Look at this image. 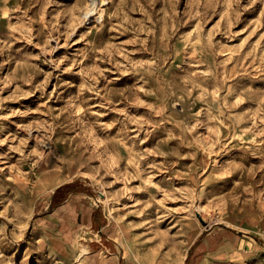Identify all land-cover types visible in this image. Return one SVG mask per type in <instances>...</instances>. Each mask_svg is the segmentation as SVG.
<instances>
[{
    "label": "rangeland",
    "instance_id": "obj_1",
    "mask_svg": "<svg viewBox=\"0 0 264 264\" xmlns=\"http://www.w3.org/2000/svg\"><path fill=\"white\" fill-rule=\"evenodd\" d=\"M100 3L0 0V264H199L264 215V0Z\"/></svg>",
    "mask_w": 264,
    "mask_h": 264
},
{
    "label": "crops",
    "instance_id": "obj_2",
    "mask_svg": "<svg viewBox=\"0 0 264 264\" xmlns=\"http://www.w3.org/2000/svg\"><path fill=\"white\" fill-rule=\"evenodd\" d=\"M72 196H75V193L71 194L69 198ZM68 199H66L62 204L66 203ZM95 211L97 212L94 215L93 213ZM101 221L103 220L101 218L99 210L96 209L92 211L88 220V222L90 223V228L95 229V231L98 232L100 235L102 234L105 235L104 232L106 231V228L108 227L109 224L108 223L99 224ZM254 221H255L254 223L249 221L246 214L243 213H241L240 215L238 214V216L236 217L235 216L231 217L230 222L232 223L233 226H236L235 228L237 229V231H235L236 236L234 238L228 237V239L226 240L225 238H222V241L219 242L218 248L211 247V244H213V239L211 238L205 239L204 237L199 238L197 237L198 235H196L192 244L196 243L202 246V254L199 258V264H216V263L244 264L250 261L256 264H264V251L261 248L262 245L261 240L264 237V215L259 216L257 219H254ZM240 231L245 232L247 235H249V237L240 236L239 235ZM105 236L102 239V242L104 244L95 243L92 244L91 247H89L91 252L95 254H101L107 250L105 248V244L106 246H108V243H106L108 242L107 241L108 236L106 237ZM251 240L252 242H250ZM246 242H249L248 244L250 247L248 250L244 249V244ZM224 246H226V249H223ZM215 254H222V257L215 258L214 257ZM120 263L121 261L117 257H115L113 259L107 258L105 264H120Z\"/></svg>",
    "mask_w": 264,
    "mask_h": 264
},
{
    "label": "trees",
    "instance_id": "obj_3",
    "mask_svg": "<svg viewBox=\"0 0 264 264\" xmlns=\"http://www.w3.org/2000/svg\"><path fill=\"white\" fill-rule=\"evenodd\" d=\"M78 190H75L74 185L72 184H66L63 186H60L56 189L53 195L52 199V206H58L60 205L70 194L76 193ZM97 211H95L93 214L95 215ZM103 223L101 221L99 224Z\"/></svg>",
    "mask_w": 264,
    "mask_h": 264
},
{
    "label": "bare ground",
    "instance_id": "obj_4",
    "mask_svg": "<svg viewBox=\"0 0 264 264\" xmlns=\"http://www.w3.org/2000/svg\"><path fill=\"white\" fill-rule=\"evenodd\" d=\"M100 2H102V0H88V4L85 6V11H86V13H90V12H92L93 14L95 13V11L97 10V8L99 7V5L101 4ZM98 12V11H97ZM85 13V12H84ZM86 13L84 14V15H86ZM97 14V13H96ZM197 209V211L196 212H198L199 213V215H200V217L202 218V219H205L204 218V216H203V212H204V210L202 209V207H197L196 208ZM123 242V241H122ZM86 254V252L83 250V251H81V253L79 254V256L81 257V256H83V255H85ZM150 259V258H149ZM137 260V259H136ZM151 261V260H150Z\"/></svg>",
    "mask_w": 264,
    "mask_h": 264
},
{
    "label": "water",
    "instance_id": "obj_5",
    "mask_svg": "<svg viewBox=\"0 0 264 264\" xmlns=\"http://www.w3.org/2000/svg\"><path fill=\"white\" fill-rule=\"evenodd\" d=\"M249 247H250V246H249L248 242H246V243L244 244V249H245V250H248Z\"/></svg>",
    "mask_w": 264,
    "mask_h": 264
}]
</instances>
